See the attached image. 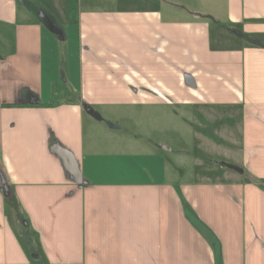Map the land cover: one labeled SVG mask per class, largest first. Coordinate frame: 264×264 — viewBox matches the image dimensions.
Wrapping results in <instances>:
<instances>
[{"label": "crops", "instance_id": "obj_1", "mask_svg": "<svg viewBox=\"0 0 264 264\" xmlns=\"http://www.w3.org/2000/svg\"><path fill=\"white\" fill-rule=\"evenodd\" d=\"M43 1L0 0V264H264V0ZM170 101L226 109L223 179L170 180Z\"/></svg>", "mask_w": 264, "mask_h": 264}, {"label": "rangeland", "instance_id": "obj_2", "mask_svg": "<svg viewBox=\"0 0 264 264\" xmlns=\"http://www.w3.org/2000/svg\"><path fill=\"white\" fill-rule=\"evenodd\" d=\"M43 3L45 4V0ZM200 4L199 2L195 4L187 3L186 9L181 10L180 8L177 11H183L181 13L189 16L190 12H194L192 11L194 8H198V11L201 12L204 6ZM69 6L72 9L71 15H73L76 11V0H71ZM169 9L170 16H175L178 13L177 11L172 12L173 9L171 7ZM233 39L235 43L238 41L237 38ZM216 44L219 48L230 46V43H227L226 40L220 37H217ZM212 108L221 113V115L216 114L217 123L214 128L206 122L208 118L205 117L204 112L207 108L196 107L190 111L188 107L178 106L176 103L170 101L168 106L169 115L163 119L162 124L169 144L175 149V154L168 155L170 180L174 179V176L184 182L198 179L202 180L198 182H203L204 180H219L223 179L222 171L224 168L222 166L224 164H230L232 162L241 163L239 135L237 133L230 135L229 142H231L234 149L232 157L226 151L224 142L218 139H224L223 135L219 133L223 132L227 126V119L225 120L223 116V112L226 109L218 106ZM125 109L127 108H122L118 111ZM99 111L105 118L112 120L113 112H116V108L103 107L99 108ZM130 123L131 121L127 119L121 122V126L123 129H128L126 132L132 133L134 127ZM156 123L159 126L160 122L156 120ZM136 125L138 127H135V129L143 128L144 122L142 119H137ZM127 136H130V134H127Z\"/></svg>", "mask_w": 264, "mask_h": 264}, {"label": "water", "instance_id": "obj_3", "mask_svg": "<svg viewBox=\"0 0 264 264\" xmlns=\"http://www.w3.org/2000/svg\"><path fill=\"white\" fill-rule=\"evenodd\" d=\"M66 160H67V158H66ZM68 161H69L70 170L74 174V176L76 177L77 183L81 184L82 183L81 177L79 176L78 173H76L71 161L70 160H68ZM1 181H2V185H3L2 190H4L6 194H9V187L6 184L5 178L2 177Z\"/></svg>", "mask_w": 264, "mask_h": 264}, {"label": "trees", "instance_id": "obj_4", "mask_svg": "<svg viewBox=\"0 0 264 264\" xmlns=\"http://www.w3.org/2000/svg\"><path fill=\"white\" fill-rule=\"evenodd\" d=\"M2 177L5 178V180H6V184H7V186H8V182H7L6 176H5L4 172H3V169L0 168V179H2ZM262 182H264V181H262ZM1 183H2V182H1ZM2 187H3V185L1 184V190H2ZM2 193L4 194L5 199H8V196H5V191H4V190H2ZM201 231H202L206 236L209 237V235H210V231H209V230H207V229H204V230H203V229H202Z\"/></svg>", "mask_w": 264, "mask_h": 264}]
</instances>
